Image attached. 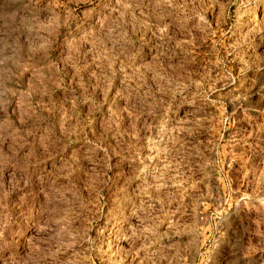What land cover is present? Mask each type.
<instances>
[{"label": "rangeland", "instance_id": "rangeland-1", "mask_svg": "<svg viewBox=\"0 0 264 264\" xmlns=\"http://www.w3.org/2000/svg\"><path fill=\"white\" fill-rule=\"evenodd\" d=\"M0 264H264V0H0Z\"/></svg>", "mask_w": 264, "mask_h": 264}]
</instances>
